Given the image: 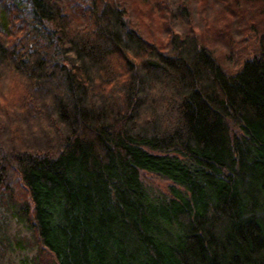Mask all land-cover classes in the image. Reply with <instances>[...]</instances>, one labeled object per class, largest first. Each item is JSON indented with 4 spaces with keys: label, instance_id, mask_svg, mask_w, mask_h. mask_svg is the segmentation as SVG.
<instances>
[{
    "label": "trees",
    "instance_id": "obj_1",
    "mask_svg": "<svg viewBox=\"0 0 264 264\" xmlns=\"http://www.w3.org/2000/svg\"><path fill=\"white\" fill-rule=\"evenodd\" d=\"M6 257L264 264V0H0Z\"/></svg>",
    "mask_w": 264,
    "mask_h": 264
},
{
    "label": "rangeland",
    "instance_id": "obj_2",
    "mask_svg": "<svg viewBox=\"0 0 264 264\" xmlns=\"http://www.w3.org/2000/svg\"><path fill=\"white\" fill-rule=\"evenodd\" d=\"M144 11L145 8H142ZM142 175V179L143 181L152 186L153 188H155L156 190H162L164 192H168L169 188L173 185V183L169 180L166 179L160 175L154 174V173H150L147 171H142L141 172ZM11 234H16L18 236L21 237H30V233L28 231H26L21 225L14 223L12 224L11 228ZM15 259V258H13ZM0 264H12L11 260L9 259V257H6L4 260L0 259Z\"/></svg>",
    "mask_w": 264,
    "mask_h": 264
}]
</instances>
